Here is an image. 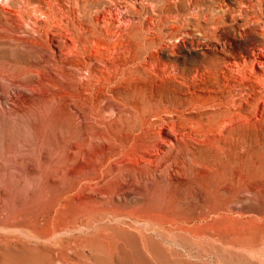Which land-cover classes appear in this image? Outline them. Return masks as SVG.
I'll return each mask as SVG.
<instances>
[{"label":"rangeland","instance_id":"obj_1","mask_svg":"<svg viewBox=\"0 0 264 264\" xmlns=\"http://www.w3.org/2000/svg\"><path fill=\"white\" fill-rule=\"evenodd\" d=\"M260 1L264 8V0H255ZM31 3L46 7L40 0L24 5ZM57 3L62 8L68 0ZM224 4L233 18L217 31V41L202 34L194 39L191 32H201L205 19L221 16ZM237 6L238 0H76L77 25L89 24L97 34L110 37L115 23L122 22L124 60L134 56L131 65L154 66L155 75H142L144 70L137 73L136 68L128 72V84L119 83L120 90L137 96L138 101L130 102L139 109L132 116L138 120L149 98L158 103L189 99L193 66L222 56L209 43L226 47L234 41L228 25L243 22ZM54 19L59 21L60 14ZM25 21L33 23L32 17L25 16ZM1 27L0 19V38ZM247 31V41L253 42L256 29ZM137 33L147 58L139 53ZM23 35L37 33L30 27ZM115 41H109L111 46ZM22 45L24 49L0 40V264H264V124L255 123L257 131L249 136L263 143L247 144L246 138L233 141L225 135L226 145L195 146L184 163L180 153H170L176 163L163 170L162 178L159 167L144 162L140 167L157 176L142 183L134 180L136 186L117 191L134 164L116 156L101 175L97 162L122 151L121 139L133 140L128 134L122 137L129 131L122 116L124 102H107L103 109L94 91L87 97H57L61 91L44 84L21 92L30 95L28 102L14 97L13 84L22 88L20 82L52 74L50 57L56 55L50 51L43 68L37 48ZM87 53L79 59L88 61ZM23 63L39 73L17 80L13 76ZM62 88L80 91L77 83ZM72 107L86 114L81 124ZM147 121L144 114L143 124ZM149 138L140 143L147 144ZM143 216L151 221L144 222Z\"/></svg>","mask_w":264,"mask_h":264},{"label":"bare ground","instance_id":"obj_2","mask_svg":"<svg viewBox=\"0 0 264 264\" xmlns=\"http://www.w3.org/2000/svg\"><path fill=\"white\" fill-rule=\"evenodd\" d=\"M13 1H4L5 6L0 4L1 31L4 32L0 40H9L22 49L25 47L22 43L35 46L38 65L43 68L49 62L46 58L49 52L56 54L54 58L50 57L53 73L38 74L37 79H33L32 82H20L23 85L22 88L13 84L11 92L14 97L24 99L25 96L21 94L23 90L29 93L36 90L39 84H44L59 89L61 94L57 97H74L79 94L87 97L94 91L95 98L102 104L103 109L109 107L108 103L124 102L122 116L129 131L121 135L122 137L125 134L131 135L133 140L128 139L127 142L121 139L122 151L113 153L107 160L101 158L97 162L101 167V175L106 172L111 159L117 160L116 156L121 161L135 165L129 167L127 179L118 182L120 185L116 188L117 191L125 189L128 191L132 185L136 186L137 183L134 180L139 182L140 179L142 183L157 176L155 173L149 174V171L140 167H144L142 165L144 162H148L154 169L159 167L160 174L164 169L172 168V164L176 161L170 153H180L183 160L179 161L184 163L186 154L195 146L200 147L215 142L220 147L222 144H227L228 138L233 141L246 138L247 144L263 143L257 137H254L255 140L250 138L251 134L257 131L254 124H264V21H262L264 8L262 1L257 4L255 0H238L236 11L239 12V18L243 22L228 25L234 31L231 32L232 36H235L234 41L229 40L226 47L209 43V47L221 53L222 56L215 61H204L193 66L190 73L191 85L189 84L187 92L188 100H159L158 103L157 99L149 98L148 107L142 108L138 120L132 116L138 113L139 109L135 103L130 102V99H135L137 96L120 90L123 86L119 83L122 81L124 85L128 84L130 80L128 72L132 69L137 68V73L144 70L142 75L148 73L155 75L156 70L154 66H147L145 69L141 64L131 65L136 62L137 58L134 56L124 60L125 34L122 22L115 23L113 33L107 37L97 34L89 24L82 26L78 23L77 25L76 0H68L62 8L57 0H40L46 7L32 3L31 6L26 7L24 5L26 0H18V5L13 4L16 6L13 7L11 5ZM222 6L224 9L221 16L205 19L207 26L202 27L201 32H198L199 29L191 32L194 39H197L194 35L202 34L203 38L210 42L217 41V31L226 24V20L233 18L230 15L232 12L229 6L226 4ZM9 14L16 19V23L10 20ZM56 14H60L59 21L54 19ZM25 16L32 17L33 23L26 22ZM30 27L37 33L36 37L23 35V32L26 33V29ZM247 28H255L257 31L255 35H252L253 42L247 41L250 36ZM207 31H211V34L208 35ZM111 39L116 40L113 46L109 42ZM135 39L139 53L147 58V52L141 44L142 35L137 33ZM221 40H228V37ZM203 45L207 44H200V47ZM41 50L45 51L41 52ZM86 52H89L87 53L89 60H80V54ZM27 73L36 74L39 71L26 68V63H23L13 77L19 80ZM71 83L79 85L78 93L62 88L63 85ZM15 91H19V94ZM51 96L54 97L52 94ZM29 97L30 95L25 97L24 101L28 102ZM113 109L118 110L117 107ZM72 110L77 113L78 124H81L86 114L75 110V107H72ZM187 110L190 111L185 113ZM144 114L148 115L147 125L142 122ZM252 115L254 119L248 117ZM129 118L132 119L131 123L128 121ZM241 119L248 122L243 126L239 123ZM245 130L247 135L244 134ZM241 133L243 134L239 136ZM225 135L228 136L227 139ZM145 136L150 137L148 143H140ZM261 138L264 139V128L261 129ZM110 150L115 152L111 148ZM151 155H153L152 158L148 159ZM162 176V174L159 175L160 178ZM95 178L100 182L106 179ZM136 220L139 221V218ZM143 221L150 222L151 218L143 216Z\"/></svg>","mask_w":264,"mask_h":264}]
</instances>
